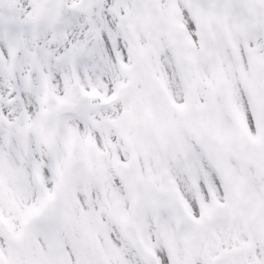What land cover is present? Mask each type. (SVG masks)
<instances>
[{
  "label": "snow or ice",
  "instance_id": "1",
  "mask_svg": "<svg viewBox=\"0 0 264 264\" xmlns=\"http://www.w3.org/2000/svg\"><path fill=\"white\" fill-rule=\"evenodd\" d=\"M0 264H264V0H0Z\"/></svg>",
  "mask_w": 264,
  "mask_h": 264
}]
</instances>
